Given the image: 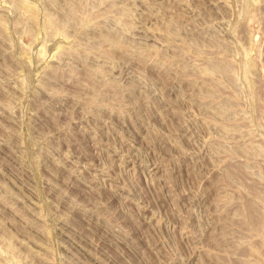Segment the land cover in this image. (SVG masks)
I'll return each instance as SVG.
<instances>
[{
  "label": "rangeland",
  "instance_id": "obj_1",
  "mask_svg": "<svg viewBox=\"0 0 264 264\" xmlns=\"http://www.w3.org/2000/svg\"><path fill=\"white\" fill-rule=\"evenodd\" d=\"M0 264H264V0H0Z\"/></svg>",
  "mask_w": 264,
  "mask_h": 264
}]
</instances>
